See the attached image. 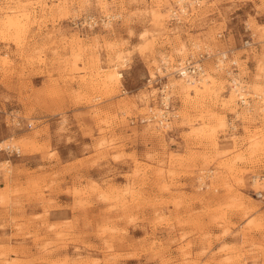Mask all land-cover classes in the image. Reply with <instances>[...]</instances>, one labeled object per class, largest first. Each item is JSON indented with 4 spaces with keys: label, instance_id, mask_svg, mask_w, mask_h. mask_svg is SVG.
I'll use <instances>...</instances> for the list:
<instances>
[{
    "label": "rangeland",
    "instance_id": "374dc122",
    "mask_svg": "<svg viewBox=\"0 0 264 264\" xmlns=\"http://www.w3.org/2000/svg\"><path fill=\"white\" fill-rule=\"evenodd\" d=\"M191 1L0 0L32 11L0 27V264H264V0ZM206 46L243 87L166 74L171 126L141 122L162 58Z\"/></svg>",
    "mask_w": 264,
    "mask_h": 264
},
{
    "label": "built area",
    "instance_id": "2783aa9c",
    "mask_svg": "<svg viewBox=\"0 0 264 264\" xmlns=\"http://www.w3.org/2000/svg\"><path fill=\"white\" fill-rule=\"evenodd\" d=\"M176 14L177 10L174 11L173 15ZM244 45L249 46L251 43L249 40H247ZM230 52V50H214L209 46H206L204 49L191 51L186 59H178L172 66L170 63H165L164 58H162L160 67L163 73L159 72L158 68L157 75L151 77L149 80L150 83L158 84V88L160 89L159 108L155 111L152 110L150 114H147L145 117L141 118V122L148 123L150 121L152 123L158 124L161 127L164 126L165 128H169L171 126L174 107L172 106L171 101L172 88L170 84L167 83V81H163L164 78L166 79V74L177 75L179 78L185 80L188 84L201 83L207 75V60H213L218 69L225 70V72L231 77L233 86L239 88L241 85L238 77L239 73L236 69V62L232 61L231 63H227L231 61ZM3 149L12 153V155H20L22 152L21 147H18L17 145H11V143L6 144Z\"/></svg>",
    "mask_w": 264,
    "mask_h": 264
},
{
    "label": "bare ground",
    "instance_id": "6f19581e",
    "mask_svg": "<svg viewBox=\"0 0 264 264\" xmlns=\"http://www.w3.org/2000/svg\"><path fill=\"white\" fill-rule=\"evenodd\" d=\"M187 1L190 2V0H179L180 3H187ZM191 2L196 3L197 0H192ZM172 3V2H171ZM180 6V5H179ZM172 12L174 13L175 9ZM30 7L28 8L26 5H18V6H12V8L9 9V11H7L4 16L2 17V24H1V29L4 30L5 28L10 29L12 28V26H17L20 28L24 29V26L29 23L28 21L31 20L32 17V11L30 10ZM182 12L183 13H187L186 11V7H182ZM172 13V14H173ZM34 15V14H33ZM3 23L5 24V28L3 26ZM7 24V27H6ZM28 26V25H27ZM18 31V30H17ZM4 33V32H3ZM1 34V33H0ZM5 35V34H4ZM10 35V33H9ZM8 37V36H7ZM9 38V37H8ZM1 39V38H0ZM5 39V38H3ZM6 40V39H5ZM183 51V47L180 49V52ZM182 53V52H181ZM1 57V56H0ZM165 63H170L171 66L174 64L173 61L171 60V57H163ZM160 72H163L161 70V67L159 66V70ZM209 73V72H208ZM122 72H118L115 71L114 72H110L109 74H107V79L106 83L108 82H113L116 81L117 79H119V77L122 76ZM103 82V81H102ZM174 88L177 89L178 93L180 94V96H183L185 98L186 103H200L204 98L202 95H204V93L209 92L211 94H213L214 92L216 93V78L213 75H209L207 77H205V79H203V81L201 83H194V84H188L185 80H183L182 78H175V81L172 82ZM245 86V85H244ZM243 86L241 85L240 88H242ZM247 87V86H245ZM233 88V86H232ZM249 88V87H248ZM221 89V88H220ZM237 90H239V88H237ZM254 90V89H253ZM258 90V89H257ZM241 91V90H240ZM256 91V90H255ZM238 92V91H237ZM247 93V92H246ZM243 94V93H242ZM253 94V93H252ZM237 95V94H236ZM247 96V94H245ZM245 95H241V98L244 99L243 97H245ZM239 96V95H238ZM183 98V99H184ZM259 98V97H258ZM262 99V98H261ZM246 100V99H245ZM264 100V99H263ZM234 101L233 98L230 100V102ZM194 104V105H195ZM233 104V103H232ZM259 104V103H258ZM205 105V104H204ZM201 107V106H200ZM205 107V106H204ZM263 109V108H262ZM205 112V111H204ZM206 113V112H205ZM221 122V124L224 126L226 125V122H224V120H219ZM150 122V121H149ZM169 124V123H166ZM164 127V126H163ZM223 128V127H222ZM258 129V128H257ZM252 132V131H251ZM250 133V132H249ZM259 135V134H258ZM8 144V143H7ZM253 144V143H252ZM2 145V144H1ZM0 145V146H1ZM13 145V144H11ZM255 145V144H254ZM257 145V144H256ZM15 146V145H14ZM18 146V145H17ZM19 147V146H18ZM10 165V164H9ZM203 179V178H202Z\"/></svg>",
    "mask_w": 264,
    "mask_h": 264
}]
</instances>
